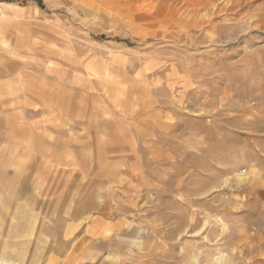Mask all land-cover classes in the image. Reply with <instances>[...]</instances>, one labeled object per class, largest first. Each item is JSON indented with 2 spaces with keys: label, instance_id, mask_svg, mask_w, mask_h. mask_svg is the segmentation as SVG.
<instances>
[{
  "label": "rangeland",
  "instance_id": "obj_1",
  "mask_svg": "<svg viewBox=\"0 0 264 264\" xmlns=\"http://www.w3.org/2000/svg\"><path fill=\"white\" fill-rule=\"evenodd\" d=\"M0 2V264H264V0Z\"/></svg>",
  "mask_w": 264,
  "mask_h": 264
},
{
  "label": "crops",
  "instance_id": "obj_2",
  "mask_svg": "<svg viewBox=\"0 0 264 264\" xmlns=\"http://www.w3.org/2000/svg\"><path fill=\"white\" fill-rule=\"evenodd\" d=\"M0 11H8L12 17H22L28 15L32 9L26 5L19 6L10 2H0Z\"/></svg>",
  "mask_w": 264,
  "mask_h": 264
},
{
  "label": "built area",
  "instance_id": "obj_3",
  "mask_svg": "<svg viewBox=\"0 0 264 264\" xmlns=\"http://www.w3.org/2000/svg\"><path fill=\"white\" fill-rule=\"evenodd\" d=\"M34 1H43V0H34Z\"/></svg>",
  "mask_w": 264,
  "mask_h": 264
},
{
  "label": "bare ground",
  "instance_id": "obj_4",
  "mask_svg": "<svg viewBox=\"0 0 264 264\" xmlns=\"http://www.w3.org/2000/svg\"><path fill=\"white\" fill-rule=\"evenodd\" d=\"M211 15V14H210Z\"/></svg>",
  "mask_w": 264,
  "mask_h": 264
}]
</instances>
